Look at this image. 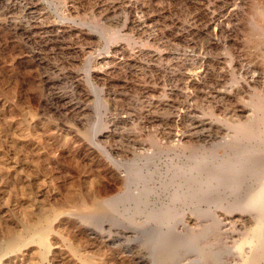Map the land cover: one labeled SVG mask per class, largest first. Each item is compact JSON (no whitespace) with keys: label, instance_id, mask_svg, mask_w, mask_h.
<instances>
[{"label":"rangeland","instance_id":"1","mask_svg":"<svg viewBox=\"0 0 264 264\" xmlns=\"http://www.w3.org/2000/svg\"><path fill=\"white\" fill-rule=\"evenodd\" d=\"M0 264H264V0H0Z\"/></svg>","mask_w":264,"mask_h":264},{"label":"bare ground","instance_id":"2","mask_svg":"<svg viewBox=\"0 0 264 264\" xmlns=\"http://www.w3.org/2000/svg\"><path fill=\"white\" fill-rule=\"evenodd\" d=\"M89 203V202H88ZM81 204L82 205H86V202H84V201H81ZM56 212H53L52 214L54 215ZM38 218H40V217H38ZM38 223V222H37ZM36 223V224H37ZM36 227V226H35ZM38 228H39V226H37ZM32 228H34V225L32 226ZM46 230V229H45ZM45 230H43V229H40L39 228V230L38 229H36V237H37V241L39 242V243H42L44 240H45V238H46V231Z\"/></svg>","mask_w":264,"mask_h":264}]
</instances>
